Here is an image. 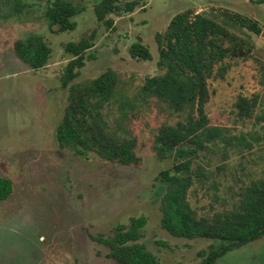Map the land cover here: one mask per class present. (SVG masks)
I'll return each mask as SVG.
<instances>
[{"label": "rangeland", "instance_id": "1", "mask_svg": "<svg viewBox=\"0 0 264 264\" xmlns=\"http://www.w3.org/2000/svg\"><path fill=\"white\" fill-rule=\"evenodd\" d=\"M49 1L0 0V175L12 182L11 194L0 201V264H114L106 257L107 249L89 235L111 234L115 225L140 215L146 225L139 241L161 264H199L197 252L219 242L174 237L161 227L165 184L157 176L170 167L171 159L158 160L148 137L170 116L155 100L141 99L137 91L146 76L161 72L155 37L175 14L192 10L218 19L221 10L239 12L256 19L262 30L258 35L232 30L253 47L247 57L227 60L230 67L223 78L209 79L206 113L211 124L226 126L235 134L264 132L254 119L241 118L235 107L238 96L258 93L264 98V3L144 0L143 9L109 15L112 23L106 25L97 21L92 0H68L81 10L73 18L76 28L54 33L44 17ZM18 8L21 11L16 13ZM92 31L93 46L86 53L94 57L86 59L71 84L107 69L117 73L119 85L104 112L110 124L119 107L132 112L130 128L140 136L142 147L139 168L92 155L79 157L58 145L56 129L68 97L60 76L70 59L63 47ZM31 34L42 35L51 48L47 66L39 70L30 69L14 52L15 41ZM138 39L148 47L151 59L129 54L128 47ZM240 147L216 178L218 198L213 188L190 190L188 198L198 214L230 207L240 186L264 176V138ZM215 264H264V235L227 252Z\"/></svg>", "mask_w": 264, "mask_h": 264}, {"label": "trees", "instance_id": "2", "mask_svg": "<svg viewBox=\"0 0 264 264\" xmlns=\"http://www.w3.org/2000/svg\"><path fill=\"white\" fill-rule=\"evenodd\" d=\"M92 1L97 21L106 25L112 23L109 15L130 14L144 7V0ZM15 11L19 13L21 8ZM80 11L68 0H50L44 17L52 32L63 33L76 28L73 18ZM232 30L258 35L262 28L256 19L229 10H221L218 19L192 10L175 14L155 37L156 64L161 72L146 76L137 91L141 99L155 100L170 116L154 127L148 137L149 148L158 160L171 159L170 167L157 176L165 184L160 201L161 227L174 237L219 242L197 252L199 264H215L227 252L264 235V176L240 186L231 206L212 214H198L188 198L193 187L206 191L213 188L218 198L216 178L227 167L235 148L249 147L255 139L264 138V132L235 134L226 126L211 124L206 113L209 79L223 78L230 67L227 60L247 57L253 47V43ZM94 37L92 31L89 36L64 44L70 59L60 83L67 89L68 97L56 129L58 145L79 157L92 155L139 168L142 147L140 136L130 128L132 112L119 107L111 124L104 112L119 85L117 73L107 69L92 79L71 84L86 59L94 57L86 53L93 46ZM14 52L30 69L39 70L47 66L51 48L42 35L31 34L15 41ZM128 52L133 58L151 59L148 47L140 39L130 44ZM235 107L241 118L254 119V125L264 127L262 95L238 96ZM11 191V180L0 175V201L8 198ZM145 225V216H131L127 223L115 225L111 234L89 237L107 249L106 257L114 264H161L139 241Z\"/></svg>", "mask_w": 264, "mask_h": 264}]
</instances>
